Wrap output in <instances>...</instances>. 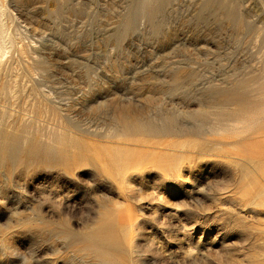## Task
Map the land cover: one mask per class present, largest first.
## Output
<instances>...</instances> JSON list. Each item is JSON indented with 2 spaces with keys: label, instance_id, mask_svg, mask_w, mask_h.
<instances>
[{
  "label": "rangeland",
  "instance_id": "374dc122",
  "mask_svg": "<svg viewBox=\"0 0 264 264\" xmlns=\"http://www.w3.org/2000/svg\"><path fill=\"white\" fill-rule=\"evenodd\" d=\"M0 11V264H264V0Z\"/></svg>",
  "mask_w": 264,
  "mask_h": 264
},
{
  "label": "bare ground",
  "instance_id": "6f19581e",
  "mask_svg": "<svg viewBox=\"0 0 264 264\" xmlns=\"http://www.w3.org/2000/svg\"><path fill=\"white\" fill-rule=\"evenodd\" d=\"M162 1V0H161ZM138 8L136 7V6H134V7H131V9H130V11H129V19H130V22H132L134 19H135V17H136V15L138 14ZM1 12V11H0ZM1 27V26H0ZM2 40V39H1ZM5 49V48H4ZM151 131L153 132H156V130L155 129H151ZM157 132H158V130H157Z\"/></svg>",
  "mask_w": 264,
  "mask_h": 264
}]
</instances>
